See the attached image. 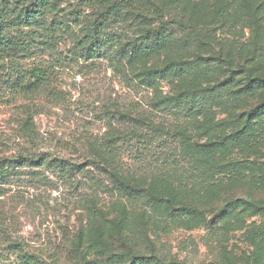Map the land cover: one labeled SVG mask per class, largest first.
<instances>
[{
    "label": "rangeland",
    "instance_id": "374dc122",
    "mask_svg": "<svg viewBox=\"0 0 264 264\" xmlns=\"http://www.w3.org/2000/svg\"><path fill=\"white\" fill-rule=\"evenodd\" d=\"M166 2L0 0L8 263L264 264V0Z\"/></svg>",
    "mask_w": 264,
    "mask_h": 264
},
{
    "label": "trees",
    "instance_id": "16d2710c",
    "mask_svg": "<svg viewBox=\"0 0 264 264\" xmlns=\"http://www.w3.org/2000/svg\"><path fill=\"white\" fill-rule=\"evenodd\" d=\"M22 1H29V0H22ZM32 1V0H30ZM36 3L39 4H44L43 6L45 8L48 7V2L49 0H33ZM102 2L106 3L107 6L104 9L103 12H101L98 15V18L103 19L106 16H111V17H117L119 13H121L122 11V4L126 3V0L123 1L122 3L119 0H101ZM163 1V0H162ZM189 0H167L165 7L166 6H180L181 4L187 3ZM30 9L27 8L26 14H29ZM149 47L142 44L141 47H139L137 49V51L140 52H145L148 51ZM185 63L183 62H177V63H171L167 66H165L163 69L159 70L157 73L163 75V76H169V75H185L188 74V70L184 68ZM243 130H241L240 132H238L237 134H235L236 136L240 133H242ZM1 177V175H0ZM124 187V186H123ZM124 188H128V187H124ZM185 211L187 210H192L191 208H185ZM194 211V210H192ZM0 264H11L7 262V259L3 258L2 255H0ZM23 264H27V262H23ZM83 264H185V263H178V262H168V263H163L161 261H159L158 259L154 258V257H135L133 259H131L128 263L125 262H112V261H89V262H85Z\"/></svg>",
    "mask_w": 264,
    "mask_h": 264
}]
</instances>
